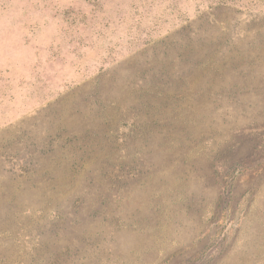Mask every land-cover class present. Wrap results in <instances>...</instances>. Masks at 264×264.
Here are the masks:
<instances>
[{
    "label": "rangeland",
    "instance_id": "1",
    "mask_svg": "<svg viewBox=\"0 0 264 264\" xmlns=\"http://www.w3.org/2000/svg\"><path fill=\"white\" fill-rule=\"evenodd\" d=\"M0 264H264V0H0Z\"/></svg>",
    "mask_w": 264,
    "mask_h": 264
}]
</instances>
